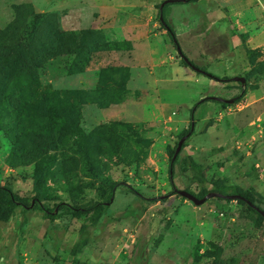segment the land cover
Masks as SVG:
<instances>
[{
    "label": "rangeland",
    "instance_id": "374dc122",
    "mask_svg": "<svg viewBox=\"0 0 264 264\" xmlns=\"http://www.w3.org/2000/svg\"><path fill=\"white\" fill-rule=\"evenodd\" d=\"M162 1L0 0V184L23 197L40 192L54 207L107 202L110 185L120 183L101 218L87 221L89 241L79 251L85 215L49 222L36 205L0 209V264H264V217L247 203L213 197L197 205L174 193L171 151L192 122L183 114L199 92L193 88L222 98L242 89L225 76L217 79L222 89L172 84L185 99L172 119L149 102L160 78L153 61L169 51ZM256 1L264 13V0ZM175 54L184 64L176 46ZM243 68L238 76L252 77L261 67ZM202 106L175 163L176 188L200 196L238 180L264 209V185L253 184L260 167L244 162L226 130L235 109L220 105L223 116L210 121L225 131L201 132ZM189 157L204 164L203 175Z\"/></svg>",
    "mask_w": 264,
    "mask_h": 264
},
{
    "label": "crops",
    "instance_id": "0c3cea01",
    "mask_svg": "<svg viewBox=\"0 0 264 264\" xmlns=\"http://www.w3.org/2000/svg\"><path fill=\"white\" fill-rule=\"evenodd\" d=\"M177 2L180 1L168 5L166 18L176 32L177 41L184 55L196 66L205 68L218 78H224V76L234 78L240 75V66L244 67L242 70L261 67L249 78L248 90L242 100L228 107L230 110L234 108L235 112H229L232 119L227 121L225 126L226 130L229 129L234 134V139L238 142L237 148L240 156L244 157V162H252L253 167H260V180L257 182L256 179L253 184L264 185V13L261 6L256 0ZM150 5L145 8V11L151 10ZM162 37L166 40L169 51L163 53L158 51L162 54L153 61L155 69L160 73V78L153 83L157 94L150 98L149 102L156 104L161 114H168L169 119H172L171 110L174 111V107L179 105L178 114H182L180 109L184 107L180 104L185 102V99H180L172 84H176L177 88L181 86L183 89L195 85L218 86L222 89L223 82L205 74H199L193 67L183 64L176 56L175 45L169 36L163 33ZM248 50L257 51L256 56H251ZM175 57L177 59H173ZM254 77H257L256 82ZM193 89L199 92L190 103H184L186 106L184 116L185 114L190 116L193 103L197 99L213 95L223 96V93L219 95L205 91L203 88ZM259 89L260 92L255 93V90ZM239 90L238 87L232 88V91ZM220 105L214 101L203 103L204 109L197 119L203 124L201 132L225 131L224 127L220 128L215 123H210L211 119L223 116ZM258 105H260L259 108H257ZM195 148L199 147L195 146ZM234 183L240 185L241 182L236 180ZM258 189V191L261 190L259 187Z\"/></svg>",
    "mask_w": 264,
    "mask_h": 264
},
{
    "label": "trees",
    "instance_id": "16d2710c",
    "mask_svg": "<svg viewBox=\"0 0 264 264\" xmlns=\"http://www.w3.org/2000/svg\"><path fill=\"white\" fill-rule=\"evenodd\" d=\"M176 1L191 2L194 0H171V1L166 2L164 7L167 4H170V3L176 2ZM160 5H161V3L158 4V8H159L158 17H159V20L161 22V25L166 30L167 35L169 36L171 41L175 44V46L179 47L176 32H175L173 26L170 24V22L164 16V13H163V19L160 18V15H161ZM183 62L187 66L194 67V69L199 74H205V75L213 77L215 79H219L217 76L209 73L205 68H201L198 66L195 67L196 65L193 63V61L189 60L186 56L183 57ZM257 71H255V72H257ZM245 77H246L247 82H244V83L240 82V87L242 89V92L234 97V101L232 103L220 101L218 98H216L214 96H206V97L202 98L199 102L195 103L193 105V107L191 108V111H190V116H191L192 122L190 123L188 130L182 132V134L179 136V139L185 134L190 133V135H189V137H190L194 133L195 126H194V128H192V124L195 125V123H196V119H195L194 114H195L197 107L200 104H202L206 101H214V102L220 103L221 105H224V106H231V105H234V104L238 103L239 101H241L243 96L245 95L246 91L248 90L247 84H248L249 78L251 76L249 74H245ZM189 137H188V139H189ZM187 140L183 143L181 151L187 145ZM177 145H178V142L176 143L175 148L171 151V159H170V179H171V182H172L174 188H176V186L174 184L175 163H176V160L178 159V156L180 153L178 154V156L176 157L175 160H173L172 158H173V155L175 153ZM187 162L193 168V170L195 171L196 174L203 175V168H204L203 163L195 161V159H193L192 157H189ZM119 185H120L119 182H115V183H112L110 185L109 190H107V202L96 200V201H92V202H90L86 205H83V206H74V205L62 200V201L58 202L57 204H55L54 207H49L48 205L42 203V197H41L40 192H38L35 197H31V198L23 197V196H20L18 193H16L9 186H5V185L0 184V209H2L3 213L10 214V213L14 212L19 207H23V208L31 207L32 203L34 201L33 205H36L37 208L42 210L44 218L47 219L49 222H54L56 219L60 218L64 214H70L76 218H80L83 215H85L86 221L83 222L81 229H80L81 237L78 239V242L74 246V249H73L74 251H79L89 241V236H87V230L89 227V223L87 221H89V220L97 221L101 218V216L103 215V213L105 211V208L107 207V204L112 202L113 196L115 195L116 188ZM212 191H216V192H219V193H222L225 195H227V194H241L242 196H244L248 200H250L254 205L259 207L255 203L253 197L251 195H249L241 185L229 184L226 181H218L214 184V188ZM175 192H176V190L174 189V193ZM208 192H209L208 190H202L199 197H203ZM164 198H165V196L158 197L159 200H164ZM236 200L241 202V203H247L251 210L258 212L261 217H264L263 214H261L253 205L249 204L244 198H236ZM0 217H1V215H0Z\"/></svg>",
    "mask_w": 264,
    "mask_h": 264
},
{
    "label": "water",
    "instance_id": "95a60500",
    "mask_svg": "<svg viewBox=\"0 0 264 264\" xmlns=\"http://www.w3.org/2000/svg\"><path fill=\"white\" fill-rule=\"evenodd\" d=\"M171 1V0H164L161 2L160 5V10H161V15L160 18L163 19V7L165 5L166 2ZM179 54L182 56V58L185 56L181 47H177ZM194 68V67H193ZM237 81L244 83L246 82V77L245 76H235V78ZM216 97V96H214ZM218 98L220 101H225L228 103H232L234 101V98H222V97H216ZM192 128H194V124H192ZM190 133L183 135L180 140L178 141V145L176 147L175 153L173 155V160L176 159V157L178 156L179 152L182 149L183 143L188 139ZM176 192L179 193L180 195H182L184 198H187L191 201H193L195 204L197 205H201L203 203H205L208 199L213 198V197H227L230 199H236V198H244L249 204L253 205L261 214H263L264 216V209L257 207L256 205H254L250 200H248L246 197L242 196L241 194H222L216 191H209L207 194H205L203 197H199L198 195L194 194L193 192L186 190V189H178L175 188ZM113 200V199H112ZM34 204V201L32 203V206Z\"/></svg>",
    "mask_w": 264,
    "mask_h": 264
}]
</instances>
